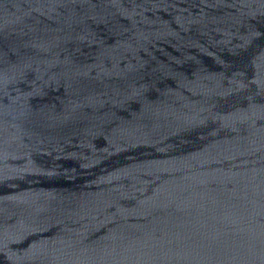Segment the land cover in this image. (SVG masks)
Returning <instances> with one entry per match:
<instances>
[{
  "label": "water",
  "instance_id": "water-1",
  "mask_svg": "<svg viewBox=\"0 0 264 264\" xmlns=\"http://www.w3.org/2000/svg\"><path fill=\"white\" fill-rule=\"evenodd\" d=\"M0 264H264V0H0Z\"/></svg>",
  "mask_w": 264,
  "mask_h": 264
}]
</instances>
